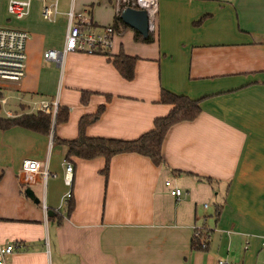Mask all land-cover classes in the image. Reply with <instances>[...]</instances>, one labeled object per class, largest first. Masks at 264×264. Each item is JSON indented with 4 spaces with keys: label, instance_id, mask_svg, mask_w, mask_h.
Here are the masks:
<instances>
[{
    "label": "crops",
    "instance_id": "0c3cea01",
    "mask_svg": "<svg viewBox=\"0 0 264 264\" xmlns=\"http://www.w3.org/2000/svg\"><path fill=\"white\" fill-rule=\"evenodd\" d=\"M114 1L57 0V18L46 21L39 0L21 19L0 0V26L29 34L23 79L0 85L10 111L1 114L32 112L29 102L38 99L69 112L49 135L0 130V247L15 245L2 264H264V0H158L152 40L118 30L106 53L136 57L129 81L103 53L71 51L60 65L43 57L63 49L70 9L87 27H103L116 15ZM162 89L197 100L200 112L168 129L159 165L120 153L105 177L103 157L66 159V147L52 142L76 138L80 118L100 106L87 136L135 139L171 109L160 102ZM24 159L46 167V179L24 182ZM166 180L181 190L178 198ZM69 189L67 215L58 207ZM200 226L209 232L205 249L193 244Z\"/></svg>",
    "mask_w": 264,
    "mask_h": 264
},
{
    "label": "built area",
    "instance_id": "2783aa9c",
    "mask_svg": "<svg viewBox=\"0 0 264 264\" xmlns=\"http://www.w3.org/2000/svg\"><path fill=\"white\" fill-rule=\"evenodd\" d=\"M32 0H8L7 13L15 18L21 19L25 17L29 11ZM42 2L41 17L46 21H54L58 16L57 0H39ZM132 7L135 9H144L147 15V30L148 33L156 31V16L158 10V0H115L114 9L118 14L120 7ZM85 23H90L85 19L82 13L75 14L71 9L67 12V28L65 33V44L62 50L48 49L44 51L43 57L46 60L61 64L66 53L71 51L83 52L87 54L108 53L112 47L113 39L116 35V30L111 26L103 27H87ZM29 34L21 29L0 26V85L1 86H18L26 72L27 52L26 42ZM19 101H23L20 96ZM5 98L0 99L1 109L6 116L10 115V111L5 109ZM59 104L58 101L48 99H38L29 102V111H40L48 114L51 117L50 133L53 131L55 117ZM24 174V182L32 183L35 176L40 174L46 179L48 171L35 159H24L21 164ZM64 182L70 187L72 182V165L66 163ZM165 186L171 195L178 198L181 190L172 185L170 180L165 181ZM71 197L70 189L61 197L59 207L67 206ZM206 206V205H204ZM46 212V207L43 206ZM194 239L198 242L200 249H205L209 232L206 228L200 226L195 227ZM264 246V241L262 243ZM15 249V245L7 244L0 247V264L3 258L11 254ZM218 264H240L239 262L219 259Z\"/></svg>",
    "mask_w": 264,
    "mask_h": 264
},
{
    "label": "trees",
    "instance_id": "16d2710c",
    "mask_svg": "<svg viewBox=\"0 0 264 264\" xmlns=\"http://www.w3.org/2000/svg\"><path fill=\"white\" fill-rule=\"evenodd\" d=\"M123 6L120 7L118 14L114 16L111 26L116 30L127 29V25L120 18V13ZM134 39L141 42H150L152 40L151 33L147 37H142L137 31L134 32ZM106 54V53H105ZM109 59L115 69L127 81L134 76L135 56L127 55L123 52L117 55H110ZM82 101H86L87 93L83 92ZM160 102L171 106L169 112L154 119L153 128L139 137L132 140H120L103 137H89L85 134L86 126L97 119L103 111V106H100L97 111L91 115L82 116L78 123V135L74 139L65 140L59 139L53 135L52 142H59L66 147L65 158L70 159L76 157L79 159L89 160L96 157H103L105 160L101 174L108 176L109 164L111 158L120 153H138L150 158V160L159 165L162 162L161 147L162 142L168 129L181 121H189L194 119L200 112V106L197 100L190 99L184 95H178L162 89L160 93ZM0 105V130H7L12 127H22L34 132H39L49 135L51 128V117L48 114L40 111L22 113L15 117H6L1 114ZM68 109L58 107L55 117L54 126L65 122L68 119ZM73 208L72 199L69 200L66 206V214L69 215ZM194 247L198 248V242L194 239Z\"/></svg>",
    "mask_w": 264,
    "mask_h": 264
},
{
    "label": "water",
    "instance_id": "95a60500",
    "mask_svg": "<svg viewBox=\"0 0 264 264\" xmlns=\"http://www.w3.org/2000/svg\"><path fill=\"white\" fill-rule=\"evenodd\" d=\"M120 18L123 23L137 31L142 37L148 36L147 15L144 9L125 7L120 13Z\"/></svg>",
    "mask_w": 264,
    "mask_h": 264
},
{
    "label": "rangeland",
    "instance_id": "374dc122",
    "mask_svg": "<svg viewBox=\"0 0 264 264\" xmlns=\"http://www.w3.org/2000/svg\"><path fill=\"white\" fill-rule=\"evenodd\" d=\"M103 12V11H102ZM113 13H114V11H113ZM103 15H106V16H109V12L108 11H106V12H104V14ZM127 29L129 30H131V31H133L134 32V30L131 28V27H127Z\"/></svg>",
    "mask_w": 264,
    "mask_h": 264
}]
</instances>
